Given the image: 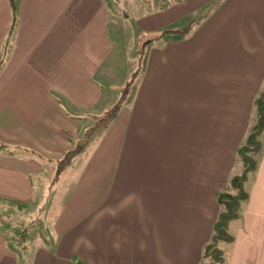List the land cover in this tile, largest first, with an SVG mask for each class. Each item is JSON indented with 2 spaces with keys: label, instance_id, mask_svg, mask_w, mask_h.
<instances>
[{
  "label": "crops",
  "instance_id": "0c3cea01",
  "mask_svg": "<svg viewBox=\"0 0 264 264\" xmlns=\"http://www.w3.org/2000/svg\"><path fill=\"white\" fill-rule=\"evenodd\" d=\"M148 1L119 17L117 0H0V200L35 202L53 231L0 222V264H204L264 88V0ZM128 38V60L150 40L120 105ZM247 180L224 264H264V150Z\"/></svg>",
  "mask_w": 264,
  "mask_h": 264
},
{
  "label": "trees",
  "instance_id": "16d2710c",
  "mask_svg": "<svg viewBox=\"0 0 264 264\" xmlns=\"http://www.w3.org/2000/svg\"><path fill=\"white\" fill-rule=\"evenodd\" d=\"M167 4H169L168 1H163L162 4L158 7V9L164 8ZM15 8V7H14ZM15 11V9H14ZM15 18V13H14ZM169 34H176L172 31H163L161 32V37L168 36ZM178 35H181V33H177ZM144 36L141 35L140 38ZM143 38V37H142ZM141 38V39H142ZM140 39L139 47L140 49H137L141 54H143L141 57H139L138 60V67L135 72H133L130 76V79L126 83L125 89H130L132 86L133 78L135 75L139 73V70L142 67V60L144 59V48L148 45L149 38L142 41ZM142 41V42H141ZM140 63V64H139ZM124 91V90H123ZM119 106H115L112 110L108 111L95 125L92 129H90L86 134L84 135L82 142L76 145V147L69 151L64 159L61 161L60 165L63 167L69 159L74 156L75 154H78L80 151H82L90 142L94 141L98 136L102 134V132L107 128V126L114 120L117 112H118ZM254 114L256 117V124L252 127L250 132H248L245 142L239 147L238 149V161L241 164L242 167V173L240 176H232L225 188L222 190V192L218 195V205L220 207V211L218 213V218L216 219L213 227V235L209 241V243L206 245L205 251H204V261L206 260V257H212L213 259L219 260L220 264L224 263L223 257H221L220 254H213L212 250L213 248L219 243L223 241H231L232 237L228 234V224L232 222L235 219L239 218V211L241 207V201L243 199H247V193L244 191V181L247 180L246 173L255 170L262 151V143L258 139V134L261 133L264 130V88L258 94V96L254 99ZM234 187L236 191V195L234 197H231L228 193H224L225 189L227 187ZM228 189V188H227ZM220 255V257H219Z\"/></svg>",
  "mask_w": 264,
  "mask_h": 264
},
{
  "label": "rangeland",
  "instance_id": "374dc122",
  "mask_svg": "<svg viewBox=\"0 0 264 264\" xmlns=\"http://www.w3.org/2000/svg\"><path fill=\"white\" fill-rule=\"evenodd\" d=\"M113 1L114 0H111L110 3L112 4ZM117 1H119L118 11L116 8L115 10H112V13H115V15L119 13V15H118L119 17H122L123 14L125 15V13H124L125 11L128 14L129 11L132 9H135L134 11H137V12L142 11L143 9L141 10L139 8L140 5L142 6L141 8H143V7L148 8L149 6L152 7V5H151L152 2L148 1V0H117ZM156 3L158 5L162 4L159 0ZM111 4H110V8H111ZM137 6H138V8H137ZM127 37H129V36L127 35ZM130 45H131V42H129V38H128L125 50L122 53L123 55H125L126 58H124V61L122 59H120L119 69L115 75V78H117L116 80L119 79L120 83H122V81H123V76L125 74H129L128 69L130 67L131 68L136 67L138 65L137 63H138L139 57H141L143 55L138 50H136V51H133L132 60H128L127 56L130 54L128 47ZM137 75H135V76H137ZM128 77H129V75H128ZM125 80H129V79L126 77ZM112 84L115 86V89H116L115 91H119V104L122 105L124 102V105H127V103L130 101V98L132 95V87L130 89L126 90L124 86H123L124 88L122 89V87H120V86L118 87L117 84H115L114 82ZM123 85H124V83H123ZM122 90H124V91H122ZM259 94H260V92H259ZM122 97L124 100L122 99ZM110 109L112 110L113 107ZM256 123H257L256 117L254 115L252 125H250L251 127H250V129H248L247 132H250V130L252 129L253 126H255ZM258 139L262 143V151L261 152H263V150H264V130L258 134ZM244 142H245V140L243 141V143ZM240 165L241 164H239V167H240ZM254 171L255 170L246 173L247 179L249 178V180H250V179L254 178ZM237 175L240 176L241 173H236V176ZM233 176H235V175H233ZM243 183H244L243 189L247 193V191H249L248 180L244 181ZM227 188L224 190L225 191L224 193H228L231 197H234L237 194L233 186L232 187L228 186ZM246 201H247L246 198L241 201V207L242 208L239 211V218L237 220L235 219V221H237L236 223H239V221H241L240 219L242 217L243 207L245 206ZM37 208H38V206L35 202L30 204L28 207L26 206V208L22 209L19 206L11 205V204L5 202L4 200H0V222L2 225V232L5 233L6 237L13 240V237L15 238V236H17L19 234L26 233L30 239L31 235L33 236V234H39V236H42L46 240L45 241L46 243L51 244L52 242H51L50 235H52V232H53L52 227L44 219L43 210H38ZM20 220H22V221H20ZM20 222H23V223L25 222L24 226L21 225ZM227 229H229V227ZM228 234L232 237V235L229 232H228ZM230 243H231L230 241L229 242L223 241L221 243L219 241V243L213 248L212 253L213 254H220L221 257H223V259L225 261V258L228 255L230 248H231ZM31 244H33V243H30V245ZM220 255H219V257H220ZM204 264H220V263H219V260H217V259H213L212 257H206Z\"/></svg>",
  "mask_w": 264,
  "mask_h": 264
}]
</instances>
